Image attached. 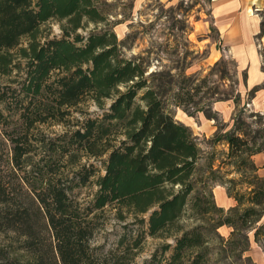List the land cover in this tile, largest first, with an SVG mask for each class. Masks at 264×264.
<instances>
[{"label": "trees", "instance_id": "16d2710c", "mask_svg": "<svg viewBox=\"0 0 264 264\" xmlns=\"http://www.w3.org/2000/svg\"><path fill=\"white\" fill-rule=\"evenodd\" d=\"M96 3L0 0V79L24 72L19 112L8 107L0 82L2 127L10 126L18 113L30 127L49 120L65 123L70 110L88 100L104 111L111 101L102 117L84 118L71 136L59 137L36 169L27 170L33 165L28 133L10 138L4 132L12 145V171H0V235H17L19 246L15 254L0 248V259L13 264H134L147 238H153L163 243L144 264L253 262L247 256L250 231L264 247V224L259 225L264 177L253 160L264 153V115L249 122L240 113L226 133L214 119L218 132L213 142L227 150L209 155L200 169L203 151L192 130L175 119L169 101L176 108L195 104L206 82L199 84L182 72L173 90L175 76L148 75V62L125 56L124 41ZM52 21L60 25L62 38L43 34ZM89 24L104 28L86 38L80 31ZM215 94L211 91L208 99ZM254 125L262 126L256 130ZM85 158L101 161L103 171L82 164ZM230 168L241 180L226 179ZM92 183L97 190L90 202L73 196ZM239 185H247V191ZM216 186L225 187L236 203L228 212L215 202ZM113 209L117 220L131 217L133 222L124 226L113 249L100 252L104 246L93 242ZM133 225L137 230L130 229ZM223 227L231 229L228 239L220 234Z\"/></svg>", "mask_w": 264, "mask_h": 264}, {"label": "rangeland", "instance_id": "374dc122", "mask_svg": "<svg viewBox=\"0 0 264 264\" xmlns=\"http://www.w3.org/2000/svg\"><path fill=\"white\" fill-rule=\"evenodd\" d=\"M213 3L214 0H97L96 3V6L107 16L109 24L113 26L119 40L124 41L125 56L128 59L141 58L143 60L144 58L148 62V75L162 72L175 76L173 90L179 86L182 72L188 76L194 75L199 80V84H202L201 81L206 82L201 85L200 97L195 104L186 108H176L172 100L169 101L175 119L192 130L203 151L204 158L199 162L200 169L206 168L209 155L227 150L224 144H214L213 142L218 132L217 122L214 119L219 120L223 133H226L233 128L234 121L240 113L249 122L258 120L257 117H254L257 114L264 115V80L262 84L252 86L249 82L248 69L243 67L245 66L243 62L253 65V61L257 59L261 65L260 71L264 74V1L258 7L250 9L249 17H245L248 13L232 16H237L240 20H244V17L253 19L256 26L253 23L250 26L222 29L219 28V23L215 19ZM103 28V24H89L86 29L80 31V34L87 38L92 32H99ZM42 31L44 35H49L52 39L63 37L60 25L55 21L47 23ZM23 73L17 76L18 72L16 71L11 77L0 79L3 86H6L4 89L7 91V99L11 104L8 107H12V110L15 111L24 108L21 107L23 103L18 105L21 100V97L18 96ZM211 91H215L216 94L213 98L208 99ZM141 95L142 93L139 96ZM140 103L143 106V103ZM24 104L27 103L24 102ZM37 105L39 104L36 103L31 107L30 115L33 117ZM110 105L111 101H108L105 111H108ZM105 111L97 107L93 101L88 100L71 109V115L65 118V123L49 120L44 124L36 123L32 127L23 120H19L18 113L15 120L11 119L13 123L10 126L2 127L0 125V171L4 174H10L12 171L10 163L12 145L6 141L7 137L4 132L10 138L12 136L13 138L23 137L25 132L28 133V143L31 149L29 155L33 165L27 167V170H32L35 165L37 167L44 165L40 158H44L45 154H50L51 145L59 137L62 139L66 133L71 136L79 129L84 118L102 117ZM209 117H212L213 120H209ZM207 121H211V123H207ZM211 126L213 129L209 128ZM261 126L254 125V129L259 130ZM216 157L222 160V156L217 155ZM81 162L82 164H92L103 171V165L99 160L90 161L85 158L83 161L81 159ZM34 168L36 169V167ZM230 171H232L231 168L225 171L228 173L225 174L226 179L241 180L239 175L231 174ZM260 174L259 176H261ZM261 177L264 175L262 174ZM238 188L241 192L247 191V185H239ZM96 190L97 188L92 183L73 196L90 202L94 198ZM222 190L216 186L213 191L215 202L219 207L225 204L223 199L226 198V195ZM229 209L226 208V212ZM115 212L113 209L107 214L108 218H106L104 227L93 242L96 247L104 246L100 252L113 249L125 232L124 226L133 222L131 217L127 222L117 220ZM185 224L189 225L190 223L187 221ZM262 224H264V218L259 225ZM137 228L136 225L130 227L134 230ZM254 233L255 230L249 232L251 244L247 256L251 253L253 240L257 245L263 247L255 241ZM229 236L230 234L224 235L225 239H228ZM162 243L161 240L147 238L143 250L134 264H144ZM169 243H172V240H169ZM18 246L17 235L12 233L0 235V248L9 249L12 254H15V249ZM253 263L245 259L232 258L225 264ZM0 264H13V262L0 259ZM219 264L222 263L219 262Z\"/></svg>", "mask_w": 264, "mask_h": 264}, {"label": "crops", "instance_id": "0c3cea01", "mask_svg": "<svg viewBox=\"0 0 264 264\" xmlns=\"http://www.w3.org/2000/svg\"><path fill=\"white\" fill-rule=\"evenodd\" d=\"M264 0H214L213 8L215 10V19L219 23V28H227V27H233V28H239L245 26L252 25L253 19H247L245 17H249L250 9L252 10L255 7H258L261 5V3ZM239 13H245L247 14L244 17V20H240L237 16L232 17L234 14ZM253 25L256 26V23ZM245 63L244 69H248L249 74V82L252 86H258L262 84L264 80V74L260 71L261 65L260 62L255 59L253 61V65ZM248 67V68H246ZM207 123H211V121H207ZM211 125V124H207ZM211 129V127H209ZM254 161L256 166L259 168V174L262 176L264 175V154H258L254 156ZM218 188L223 189V193L226 195V198L223 199V206L220 207H226V208H232L235 206V201L232 198L228 197V193L225 187L218 186ZM225 208V209H226ZM226 233L225 236L229 235L231 233L230 228L223 227L220 229V233ZM223 235V234H222ZM223 235V237H224ZM251 259L253 260L254 264H264V248L257 245L253 240V246L251 248V253L249 255Z\"/></svg>", "mask_w": 264, "mask_h": 264}]
</instances>
